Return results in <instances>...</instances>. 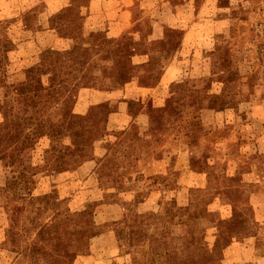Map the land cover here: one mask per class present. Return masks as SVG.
<instances>
[{
    "label": "rangeland",
    "instance_id": "obj_1",
    "mask_svg": "<svg viewBox=\"0 0 264 264\" xmlns=\"http://www.w3.org/2000/svg\"><path fill=\"white\" fill-rule=\"evenodd\" d=\"M88 1L0 0V77L8 83L23 80L46 50L76 47L82 60L64 65L78 70L40 112L54 136L23 127L21 103L0 112V264H80L106 228L119 259L161 264V239L137 237L154 233L161 214L178 221L176 203H188L186 214L206 230L199 246L207 264H222L224 248L242 238L264 264V0H138L131 26L110 34L99 13L84 14ZM57 18L73 19L66 34L74 39L60 37ZM8 39L14 48L6 51ZM73 106L90 141L72 135ZM149 197L158 212H138ZM137 216L146 225L131 236Z\"/></svg>",
    "mask_w": 264,
    "mask_h": 264
},
{
    "label": "crops",
    "instance_id": "obj_2",
    "mask_svg": "<svg viewBox=\"0 0 264 264\" xmlns=\"http://www.w3.org/2000/svg\"><path fill=\"white\" fill-rule=\"evenodd\" d=\"M47 4L53 6V0H45ZM67 1V4L69 0ZM138 0H89L86 6L82 7L84 14L90 16L91 13H99L100 22L102 25V30L106 33H111L114 28H129L134 19V9L137 6ZM50 7V6H49ZM110 14H114L113 20H110ZM153 29L151 28V34L155 33L158 28L156 26L159 24L153 21ZM161 27V25H159ZM153 36L152 38H156ZM168 72L164 73L166 80L168 78ZM195 178L198 180L196 183L200 186H204L206 180L205 175L201 173H195ZM185 183V182H184ZM200 191V190H199ZM148 200L141 201L137 204L138 212L148 211L149 213L158 212V206H156V199L154 201ZM189 201L196 202L197 199ZM186 203L183 206L179 204H172L170 206L171 216L180 215L179 220L176 222L161 221L154 222L156 228L153 230L154 233H142V236L137 238H147V240H160L166 241L168 243L167 256L170 260H181L186 256H192L196 254L197 247L206 241V230H197L196 226L197 218L187 215L186 213ZM120 215L109 216L105 220L118 219ZM139 216V215H138ZM156 216H160L158 213ZM171 216L168 218H171ZM170 222V223H169ZM142 225H146V221L138 220L130 226L131 236H134L135 232L142 228ZM173 230V231H172ZM157 234L156 237H153ZM216 235V234H215ZM218 235V234H217ZM255 238V236H250ZM134 239V238H133ZM239 247V250L234 253L236 257L229 255L230 252L233 254V249ZM119 246L117 243V237L112 229L106 228L101 231L98 235L91 239L90 252L87 254L86 258L79 261L80 264H130L127 255H123L122 259L120 256ZM242 255L244 257L242 258ZM244 261H243V260ZM246 262V263H244ZM263 264L262 258L256 256L255 244L250 241L249 238H242V241L231 242L224 248V258L222 259V264Z\"/></svg>",
    "mask_w": 264,
    "mask_h": 264
},
{
    "label": "trees",
    "instance_id": "obj_3",
    "mask_svg": "<svg viewBox=\"0 0 264 264\" xmlns=\"http://www.w3.org/2000/svg\"><path fill=\"white\" fill-rule=\"evenodd\" d=\"M58 21L61 23H57L58 25L54 24L51 25V28L56 29V27H59L60 31H63L64 34L60 37H68L71 39H74L72 35L66 34V29L68 27V23H72L73 19L68 18H57ZM50 22H53V18L49 19ZM56 19H54L55 21ZM63 22V23H62ZM2 28V27H1ZM8 50H12L14 48V43L11 41V39H8ZM76 47L71 51H49L46 50L42 52L40 59L37 63L35 61H31L28 65L23 68V72H25V78L23 80H17L15 82L8 83L6 81V74L3 73V76L0 77V112L4 115L5 113L9 111V109L12 107L13 104L21 103L24 106V117H23V127L29 124V129H31V134H34L35 137H41V136H54L53 132H55V124L51 122L49 119H44V117H41L42 114L40 112H43L44 107L46 105V102L49 100V98L52 96L53 93L57 92L58 89H61L60 87H64V83L69 79V77H72L74 75V72L78 69L75 67L69 69V67H64V65H81V61H76ZM63 68V69H62ZM85 74H81L80 78H85ZM163 79H166V76L163 74ZM75 86H72V88L67 89L66 92L70 96L73 92V89ZM70 111V119L72 120V135L77 139V137L80 135V131L86 132L87 137L86 140L91 138V131L89 129H86V127L81 123L80 117L78 116L75 107L73 106ZM159 112L161 110H158ZM21 127V128H23ZM28 134V133H27ZM45 153L48 152V150L44 151ZM8 155L9 158H14V156ZM78 159H75L73 162H76ZM18 177L28 178L29 176H25L24 174L18 173ZM35 173H33L32 176H34ZM33 178V177H32ZM32 181V180H31ZM136 216V215H135ZM137 217H134L132 219V222L128 223V228L134 223H137ZM120 222V221H119ZM119 222H115L116 226H118ZM221 226H223L224 220L218 221ZM48 226H45V228ZM118 233V232H117ZM223 231L221 230V235ZM130 238V235H129ZM165 244L163 241H161V255L159 252L156 253V256L159 258L161 257V264H187L186 258L181 260H170L167 256V252H165L166 248L164 246ZM162 249H164V253L162 252ZM216 250V247L211 249V251ZM145 255H147L146 250L144 251ZM209 253L207 249H205L203 246L197 247L196 255L190 260L191 264H207L208 259H205V256ZM130 254L133 255L132 259L134 260L135 256L133 252H130Z\"/></svg>",
    "mask_w": 264,
    "mask_h": 264
}]
</instances>
